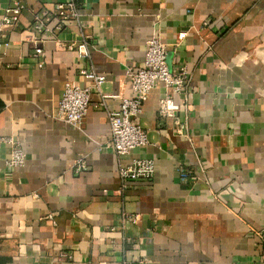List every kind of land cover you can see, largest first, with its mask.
Segmentation results:
<instances>
[{"label":"crops","instance_id":"crops-1","mask_svg":"<svg viewBox=\"0 0 264 264\" xmlns=\"http://www.w3.org/2000/svg\"><path fill=\"white\" fill-rule=\"evenodd\" d=\"M67 1L0 0V264H264V0H75L80 22L57 30L64 44L47 41L39 59L35 15ZM15 2L19 23L3 24ZM181 32L171 68L187 66L189 98L152 90L134 120L149 145L126 156L110 147L118 98L101 106L93 94L84 130L64 121L65 83L88 84L82 69L107 76L104 93L130 98L127 66L143 65L147 40ZM83 35L90 59L66 46ZM167 94L185 105L174 117L159 114ZM14 150L22 166L8 165ZM137 158L154 160L155 177L122 191L119 169ZM181 165L196 180L183 182Z\"/></svg>","mask_w":264,"mask_h":264},{"label":"built area","instance_id":"built-area-1","mask_svg":"<svg viewBox=\"0 0 264 264\" xmlns=\"http://www.w3.org/2000/svg\"><path fill=\"white\" fill-rule=\"evenodd\" d=\"M20 2L9 5L4 12L2 23L9 26H16L19 23L20 16L24 10ZM81 13L75 0H68L66 3H60L52 15H35L34 24L31 27L32 37L29 42L34 47L35 55L39 59L46 56L45 44L49 40L64 44L55 32L61 30L68 21L75 20L80 22ZM205 25L210 26L208 20ZM188 32L178 34L177 41L167 43L164 41L162 33L153 35L147 40V51L142 66H127L126 76L132 84L133 96L122 98L117 95H109L103 92V87L107 82V76L97 72L95 68H84L80 71L83 80L88 84L82 85L71 80L65 83V90L60 101V110L64 116V121L71 127L78 130H84L85 120L92 103L93 94L100 96L101 106H106L109 98H118L121 104L118 110L107 111V117L110 126V147L118 156H126L132 153L136 148L144 147L150 144L148 132L140 125L134 123L143 113L144 104L148 101L150 94L159 84H163L168 90L181 95L188 100V90L192 82V75L189 73L186 65H180L173 70L168 62L170 48L178 49L182 41L187 38ZM89 37L82 36L80 41H72L66 44L68 50H76L80 56L90 59L91 45ZM2 44L0 43V48ZM43 61L39 66L43 67ZM185 105L176 102L172 95L167 94L159 101V114L163 117H174ZM178 133L189 138L188 127L186 123L177 121ZM8 142L13 143L11 139ZM25 162V155L20 150H14L12 158L8 161L10 167L22 166ZM77 171L87 170V164L84 160L77 162ZM178 172L183 182L196 180L182 165ZM156 165L153 159L137 158L131 163L122 165L119 169L121 180V190L124 191L134 182L139 180L152 181L155 177ZM53 218L52 215L49 216ZM135 223L139 221L136 216L132 218ZM260 238L263 240L262 234Z\"/></svg>","mask_w":264,"mask_h":264},{"label":"water","instance_id":"water-1","mask_svg":"<svg viewBox=\"0 0 264 264\" xmlns=\"http://www.w3.org/2000/svg\"><path fill=\"white\" fill-rule=\"evenodd\" d=\"M172 56H173V53H169V56H168V62H169V65L170 67H172Z\"/></svg>","mask_w":264,"mask_h":264}]
</instances>
